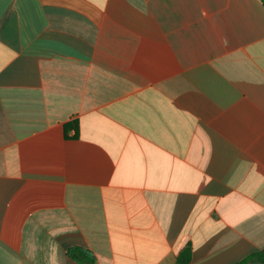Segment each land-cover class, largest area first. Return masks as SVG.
<instances>
[{
    "label": "crops",
    "instance_id": "1",
    "mask_svg": "<svg viewBox=\"0 0 264 264\" xmlns=\"http://www.w3.org/2000/svg\"><path fill=\"white\" fill-rule=\"evenodd\" d=\"M238 264L264 251L261 0H0V264Z\"/></svg>",
    "mask_w": 264,
    "mask_h": 264
},
{
    "label": "trees",
    "instance_id": "2",
    "mask_svg": "<svg viewBox=\"0 0 264 264\" xmlns=\"http://www.w3.org/2000/svg\"><path fill=\"white\" fill-rule=\"evenodd\" d=\"M264 4V0H261ZM73 256L85 264H90V262L80 255L78 252H73ZM191 259V247L186 246L182 251L179 252L174 264H189ZM238 264H264V251L257 252L248 256L246 259L240 261Z\"/></svg>",
    "mask_w": 264,
    "mask_h": 264
}]
</instances>
